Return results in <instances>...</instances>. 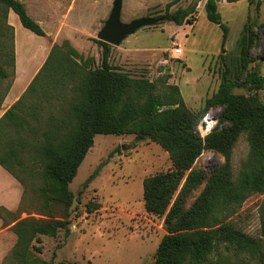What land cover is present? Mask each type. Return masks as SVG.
Instances as JSON below:
<instances>
[{"label": "trees", "instance_id": "obj_1", "mask_svg": "<svg viewBox=\"0 0 264 264\" xmlns=\"http://www.w3.org/2000/svg\"><path fill=\"white\" fill-rule=\"evenodd\" d=\"M220 1L207 0L205 10L209 21L223 29L226 41L229 28L222 23ZM238 1L241 0H227ZM173 4L167 6L165 15L159 19L178 26L185 22L193 25L187 9L169 10ZM11 10L26 29L46 36L24 3L0 0V12L6 21ZM7 28L12 34L11 57L15 66L14 29L9 23ZM258 39V33L244 30L239 41L240 67L224 74L218 91L200 112L187 106L180 87L169 83L171 76L152 81L145 76L134 77L112 65L109 60L112 46L105 42L95 40L102 48L98 66L95 58H85L69 41L54 45L26 93L0 119V165L21 182L25 194L27 187L20 173H25V156L32 162L34 151L33 163L41 165L38 174L43 182L37 188L36 199L40 217L22 209V203L14 212L0 206L3 225L11 226L17 237L5 258L6 264H52L35 257V252H43L42 237H56L62 230L69 232V210L74 202L70 184L97 135H134L138 140L153 141L169 155L173 167L143 181L145 210L164 218L166 230L155 253V264H264V240L246 234L231 221L250 197L264 196V102L259 95L264 91V75L249 70L254 61L252 48ZM8 77L9 73L0 63V79ZM236 88H246L248 94H236ZM9 89L10 86L0 106ZM214 107L223 108L225 125L203 136L201 123ZM56 109L64 113L59 118ZM46 111L44 124L47 126L40 141L33 144L22 133L34 132L32 123L42 122ZM242 134H247L250 153L234 176L231 158ZM207 150L215 151L226 160L208 180L204 170L196 167L197 160ZM101 169L99 165L88 182ZM204 183L205 187L188 207L192 195ZM55 202L65 206L62 218L56 217L52 210ZM98 207L90 204L87 210L91 213ZM24 212L29 216L21 218ZM231 253L237 258L245 256V260H233Z\"/></svg>", "mask_w": 264, "mask_h": 264}, {"label": "rangeland", "instance_id": "obj_2", "mask_svg": "<svg viewBox=\"0 0 264 264\" xmlns=\"http://www.w3.org/2000/svg\"><path fill=\"white\" fill-rule=\"evenodd\" d=\"M174 1L123 0L121 21L129 24L145 17L161 18L165 15L167 6ZM27 2L30 16L33 17V11L46 16L41 26L51 38L66 37L81 48V38L86 34L93 35L94 40H98L97 35L111 14L114 0ZM206 2L207 0H179L171 5V12L179 8L187 9L194 24L185 22L178 26L162 20L157 25L140 28L128 36L121 46L138 49L142 52L141 56L144 55L142 57H147L149 61L134 62L129 59L122 62L119 53H116L113 65L134 77L145 76L152 81H161L171 76L169 83L180 87L187 106L194 112H200L205 108L206 101L218 91L224 74H229V71L233 73L240 67L239 41L244 30L251 29L258 33L259 39L252 48L254 61L250 63L249 70L264 75V0H241L235 3L222 0L218 3L222 23L229 28L226 41L223 29L209 21L205 10ZM5 18L0 12V63H3L9 73L7 79H0V101L12 83L16 67L11 57L12 34ZM94 43L97 49L94 45L92 54L96 59L95 66H98L102 48ZM30 45L28 42V49ZM175 45L183 50L180 57L173 52ZM87 56L91 57L90 54ZM242 80L243 77L240 82ZM234 93L247 95L248 91L246 88H236ZM259 95L264 102V91ZM46 112L41 117L42 122L32 123L36 129L34 132L22 133L33 144L40 141L41 133L47 126L44 124L48 114ZM209 112L215 119L213 128L225 125L222 121V107H214ZM55 113L58 118L64 114L57 109ZM249 153L247 134H242L234 146L231 158L234 176L239 173ZM35 155L36 152L33 151V159ZM33 159L31 162L25 156V173H20L27 187L21 208L40 217L37 214L40 204L36 199L37 188L43 183L38 174L42 167L39 163L35 165ZM225 161L222 155L207 150L197 160L196 167L204 170L208 180ZM99 165H102L100 174L88 182ZM172 167L168 153L151 140H138L134 135H97L94 146L70 184L74 202L69 210V232L62 230L56 237H42L43 252H35V257L52 264L62 261L72 264H155V253L166 230L164 218L150 215L145 210L143 181L148 176L166 172ZM204 187L205 183L196 190L188 207ZM76 199L81 204H77ZM263 200L264 196L260 194L250 197L231 221L246 234L264 240ZM90 204L99 207L90 213L87 210ZM52 207L56 217L64 216L63 203L55 202ZM24 213L20 214L21 218L29 216L27 212ZM1 224L0 264H6L5 258L17 241H13L12 233L6 231V227ZM238 258L245 260V256ZM238 258L231 253V259Z\"/></svg>", "mask_w": 264, "mask_h": 264}, {"label": "crops", "instance_id": "obj_3", "mask_svg": "<svg viewBox=\"0 0 264 264\" xmlns=\"http://www.w3.org/2000/svg\"><path fill=\"white\" fill-rule=\"evenodd\" d=\"M20 1L24 3L28 13H30V9L27 7L28 0ZM33 12V17H31L40 25H43V20H45L46 16L36 13L35 11ZM8 22L14 29L16 67L13 75V80L10 85V89L7 92L6 97L4 98L0 106V119L26 93L29 86L34 81V79L46 63L54 45H62L65 41H69L70 44L85 58H88L87 55L89 54L91 55V57H93L92 52L93 46L95 45L94 36L90 34L82 36L81 48L76 47L72 40H69L66 37L60 38L59 36H54L53 38H51V35H49L46 31V36H38L32 31L26 29L22 25L18 15H16V13L14 14L12 10L9 12ZM28 42H30L31 44L30 49L27 48ZM121 45L112 46L111 55L109 59L112 65L116 53H119L122 62L129 61V59L133 60L134 62L149 61L147 57H142L144 55L141 56L142 52L138 49L134 50L126 46L123 47ZM23 197L24 186L8 170H6L2 165H0V206L6 208L9 211H17L20 208ZM0 224L3 225V221L1 219ZM10 228L11 226L6 227V231L12 233V239L16 242L17 237L10 230Z\"/></svg>", "mask_w": 264, "mask_h": 264}, {"label": "water", "instance_id": "obj_4", "mask_svg": "<svg viewBox=\"0 0 264 264\" xmlns=\"http://www.w3.org/2000/svg\"><path fill=\"white\" fill-rule=\"evenodd\" d=\"M122 9L123 0H114L111 14L97 35L98 40L111 46H120L128 36L133 35L140 28L157 25L163 20L159 18L145 17L129 24H124L121 21ZM206 119L207 118L201 123L203 129L207 128ZM85 188L86 187H84V189ZM81 193H79V196H81ZM76 203L81 204V201L76 199Z\"/></svg>", "mask_w": 264, "mask_h": 264}, {"label": "built area", "instance_id": "obj_5", "mask_svg": "<svg viewBox=\"0 0 264 264\" xmlns=\"http://www.w3.org/2000/svg\"><path fill=\"white\" fill-rule=\"evenodd\" d=\"M173 52L175 55H177L179 57L183 54V50L180 48L179 45H175V47L173 48ZM212 129H213V126H212V128L207 127L206 129H203L202 125L200 126V131H201L203 136H206L207 134H209Z\"/></svg>", "mask_w": 264, "mask_h": 264}, {"label": "bare ground", "instance_id": "obj_6", "mask_svg": "<svg viewBox=\"0 0 264 264\" xmlns=\"http://www.w3.org/2000/svg\"><path fill=\"white\" fill-rule=\"evenodd\" d=\"M214 123H215V119L212 118L211 115L208 116L207 119H206L207 127H209V128L211 127L212 128V126L214 125Z\"/></svg>", "mask_w": 264, "mask_h": 264}, {"label": "clouds", "instance_id": "obj_7", "mask_svg": "<svg viewBox=\"0 0 264 264\" xmlns=\"http://www.w3.org/2000/svg\"><path fill=\"white\" fill-rule=\"evenodd\" d=\"M214 126V125H213Z\"/></svg>", "mask_w": 264, "mask_h": 264}]
</instances>
